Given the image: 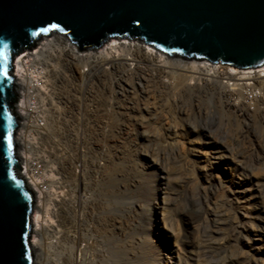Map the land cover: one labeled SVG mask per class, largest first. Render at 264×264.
Returning a JSON list of instances; mask_svg holds the SVG:
<instances>
[{"label": "bare ground", "instance_id": "bare-ground-1", "mask_svg": "<svg viewBox=\"0 0 264 264\" xmlns=\"http://www.w3.org/2000/svg\"><path fill=\"white\" fill-rule=\"evenodd\" d=\"M49 36L52 37L45 38L33 53L17 57L13 65L17 96L14 110L20 121L15 138L21 168L18 174L32 189L35 202L30 241L34 254L32 264H158L156 257H148L144 251L132 250L133 243L140 248L145 247L149 240L145 235L140 236L141 233L140 238L129 240V235L124 232L126 228L119 224L116 215L118 211L122 212L120 209H123V213L137 209L148 212L147 206L140 204L148 199L141 201L138 195L136 200L133 198L130 202L119 199L115 192L114 169L108 168L112 165V151L103 152L99 146L100 140L122 138L120 132H113L112 122L115 117L130 123L138 121L142 128L144 122L154 127L157 123L156 104L150 102L151 105L148 106L146 98L153 96L158 87L170 91L177 89L175 92L180 97L190 93L193 89V82L190 81L202 78L195 77L194 74L213 78L214 88L223 96L228 91L236 92L239 97L236 105L238 116L247 114L245 111L252 105L249 103L251 99L254 108L263 116L264 65L257 70L241 71L206 60L181 57L178 58L189 61L171 60L168 59L171 56L162 54L159 50L157 52L134 39L123 42L113 40L106 43L101 52L95 51L96 48L77 50L59 32L53 31ZM133 40L138 43L132 42ZM100 74L103 75L100 77ZM242 79L246 81L237 82ZM106 80L109 87L103 90L105 87L102 85ZM231 80L233 82L230 83ZM114 84L118 96L117 99L109 101L108 93L112 91L109 88ZM230 107L227 101L223 104V108ZM182 112L184 111L179 110V113ZM113 114L116 115L114 119ZM182 120L185 126L165 122L162 131L165 142L170 146L177 141L175 138L180 133L178 127L184 131L195 132L189 118L184 117ZM105 126L109 129L104 130ZM128 130L124 132V138L132 146L135 155H141L137 150L138 143L135 142L137 138L132 137V132ZM196 132L205 137L206 144H212L210 148L215 159L220 152V157L234 158L233 148L231 145L222 144V140H237L240 131L237 132L236 129L229 133L200 127ZM134 133L137 135L138 132ZM155 134L151 131L149 134L142 132L140 135L155 143V139H158ZM261 138H264V134ZM260 142L263 143L261 140ZM97 159H102L103 162L99 163ZM150 163L164 168L158 159L153 158L148 166ZM235 164L242 170L246 167L253 168L249 163L238 160ZM262 183L264 184V177ZM139 184L136 186L137 190L140 188ZM160 214L163 216L162 212ZM145 217L146 221L154 223L150 214ZM45 218L53 220L54 226L48 223L44 225ZM133 226L128 229L135 233L136 228ZM156 226L159 229L158 223ZM48 229L50 235L47 236L50 237L47 240Z\"/></svg>", "mask_w": 264, "mask_h": 264}, {"label": "rangeland", "instance_id": "rangeland-1", "mask_svg": "<svg viewBox=\"0 0 264 264\" xmlns=\"http://www.w3.org/2000/svg\"><path fill=\"white\" fill-rule=\"evenodd\" d=\"M51 37L49 35L42 37L33 48L22 53H33L45 38ZM115 38L105 41L100 47H96L95 51L101 52L106 43L113 42V40L114 42L132 40ZM132 42L138 43L134 40ZM143 45L148 46L145 43ZM168 59L189 61L177 56H171ZM258 68H253V70ZM102 75L100 74V77ZM194 76H202V78L194 81L187 80L193 82L191 83L193 89L190 93H186L187 95L180 97L175 92L177 89L170 91L158 87L160 90L157 88L153 96L151 95L152 98H146V103L149 102L148 106L151 105L150 102L156 104L157 123L154 127L144 122L142 128L138 121L130 123L128 120L118 119L113 114V119L115 117L112 122L113 132L114 134L120 132L122 138L111 139L113 141L109 140L110 142L103 138L99 146L103 152L112 151V165L108 168L113 167L114 169L115 192L122 202H130L129 200L133 198L136 200L137 195L141 201L148 199L140 203L147 206L148 212L137 209L123 213V209H120L122 212L116 213L119 224L126 228L124 232L129 235V240L134 241L137 237H144V235L147 237L149 243L147 242L145 247L137 248L133 243L132 250L144 251L148 257H156L158 264H264V184L262 183L264 138H261L264 134V115L258 113L257 108L253 106V99L249 98V103L252 105L245 112L250 113L246 114L247 116H238L236 105L239 97L236 92L228 91L223 96L214 88L213 78L208 79L202 74H194ZM244 81L246 79L237 82L244 83ZM247 81L252 80L247 79ZM142 83L144 84L143 81ZM196 83L200 86L198 87ZM102 87H105L103 90L109 87L107 80ZM109 90L112 91L108 93L110 96L108 100L117 99L115 84ZM226 101L231 106L229 109L223 108ZM178 109L184 112L179 113ZM251 109L254 111L252 112ZM184 117L189 118L195 132L184 131L178 127L180 133L175 138L177 141L170 146L165 142L162 131L165 122H175L178 126L184 125L182 120ZM200 127H207L212 131L220 129L229 133L235 132L236 129L237 132L240 131L237 140L232 139L228 142L229 139L226 138L222 140L223 143L220 142L231 145L234 151H232V157L235 161L231 157H220L221 152L216 154L215 159L210 148L212 144H206L205 137L196 132ZM103 129L107 130L109 127L105 126ZM126 129H130L128 131L132 132L131 136L138 139L134 140L138 143L137 150L140 154L142 153L141 155L136 156L131 149L132 146L124 138ZM151 131H154L158 138L155 139V143L145 140L144 135H140L142 132L149 134ZM134 132H138L137 135ZM260 134H262L261 137ZM256 138L261 139L256 140ZM169 141L172 142L170 139ZM256 141L260 144L259 147ZM111 143L113 145H110ZM16 149L18 151V147ZM153 158L158 159L164 168L151 163L148 166ZM97 160L99 163L103 162L102 159ZM237 160L249 163L253 168L246 167L242 170L235 164ZM143 163L147 166L142 165ZM138 184L141 189L137 190ZM146 213L150 214L151 220L154 221L153 224L146 221ZM45 219L44 225L48 223L54 226L53 220ZM157 223L160 226L159 229H157ZM132 226L136 228V234L134 230L128 229ZM49 231L50 229L46 233L47 240L50 237L47 236L50 235Z\"/></svg>", "mask_w": 264, "mask_h": 264}, {"label": "water", "instance_id": "water-1", "mask_svg": "<svg viewBox=\"0 0 264 264\" xmlns=\"http://www.w3.org/2000/svg\"><path fill=\"white\" fill-rule=\"evenodd\" d=\"M48 22H59L64 30L57 32L77 50L124 37L169 56L237 69L264 65V0H0V50L8 57L11 75L0 89V134L10 126L13 143L8 152L0 141V264H32L35 202L18 174L13 65L19 54L51 33L32 35Z\"/></svg>", "mask_w": 264, "mask_h": 264}, {"label": "snow or ice", "instance_id": "snow-or-ice-1", "mask_svg": "<svg viewBox=\"0 0 264 264\" xmlns=\"http://www.w3.org/2000/svg\"><path fill=\"white\" fill-rule=\"evenodd\" d=\"M63 27H61V24L59 22H48L47 26H41L37 31H34L32 33L33 36H38L39 34H48L52 31H63ZM4 49L7 48V45L3 46ZM10 65L8 63V57L5 54L4 51L0 50V81H3V83H0V89L3 88L4 83L8 82L11 79L10 75ZM4 117L9 121H11V117L9 116L8 112L5 110L3 112ZM0 141L4 142L7 145V151L11 152L13 149V143H12V136H11V129L9 126L8 133L7 134H0Z\"/></svg>", "mask_w": 264, "mask_h": 264}, {"label": "clouds", "instance_id": "clouds-1", "mask_svg": "<svg viewBox=\"0 0 264 264\" xmlns=\"http://www.w3.org/2000/svg\"><path fill=\"white\" fill-rule=\"evenodd\" d=\"M19 56H21V54H20ZM19 56H18V57H19ZM16 58H17V57H16Z\"/></svg>", "mask_w": 264, "mask_h": 264}]
</instances>
